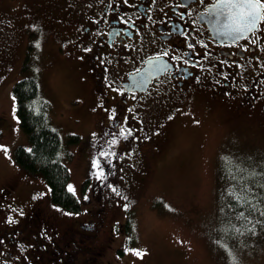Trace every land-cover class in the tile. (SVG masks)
Instances as JSON below:
<instances>
[{
	"label": "flooded vegetation",
	"instance_id": "obj_1",
	"mask_svg": "<svg viewBox=\"0 0 264 264\" xmlns=\"http://www.w3.org/2000/svg\"><path fill=\"white\" fill-rule=\"evenodd\" d=\"M217 3L0 0V71L23 47L22 66L40 39L50 44V56L67 61L76 74L81 87L76 104L93 119L91 135L98 134L90 142L84 177L100 184L93 190L99 200L110 178L119 175L131 186L144 180L149 168L142 151L157 149V133L171 111L201 97L230 115L264 105V19L235 39L223 34L225 21L211 13ZM148 65L152 76L139 89L130 79ZM5 189L0 191V264H86L82 256L101 254L86 245L105 221L101 204L75 227L59 229L36 202Z\"/></svg>",
	"mask_w": 264,
	"mask_h": 264
},
{
	"label": "rangeland",
	"instance_id": "obj_2",
	"mask_svg": "<svg viewBox=\"0 0 264 264\" xmlns=\"http://www.w3.org/2000/svg\"><path fill=\"white\" fill-rule=\"evenodd\" d=\"M30 38H37V32ZM35 41L33 68L39 73L40 92L51 105V125L65 143L70 136L79 139L67 144L72 154L67 189L72 187L80 210L52 204L43 177L27 173L14 159L16 147L29 148L12 95L14 83L22 77L23 47L0 71V191L8 187L13 196L36 202L59 229L75 227L101 204L105 221L95 240L86 243L100 248V259H95L100 264H233V259L236 264H264L263 241L235 243L226 237L228 221L217 190L221 163L227 170L250 172L252 159L264 160V105L230 115L201 97L178 113L163 114L168 119L157 133L159 146L142 151L141 160L149 168L144 180L134 187L122 183L119 175L110 178L99 200L93 191L95 178L83 184L90 142L98 134L91 135L88 122L93 119L83 116L76 104V74L67 61L50 56L46 40Z\"/></svg>",
	"mask_w": 264,
	"mask_h": 264
},
{
	"label": "trees",
	"instance_id": "obj_3",
	"mask_svg": "<svg viewBox=\"0 0 264 264\" xmlns=\"http://www.w3.org/2000/svg\"><path fill=\"white\" fill-rule=\"evenodd\" d=\"M33 61L31 53L21 66L22 77L12 87L20 128L29 143L27 149L21 146L15 148L14 159L27 173L43 177L52 204L77 212L80 210L79 201L67 189V162L72 158L67 144L78 142L79 139L70 136L65 143L51 125V105L40 92L39 73L33 68ZM252 160L250 172L243 168L227 170L223 163L218 167L217 190L228 221L226 237L235 243L264 242V160ZM88 182L86 180L84 186ZM140 184L134 181L132 186ZM103 189L106 190V187ZM100 256L88 253L81 258L86 259V264H100L95 260L100 259Z\"/></svg>",
	"mask_w": 264,
	"mask_h": 264
},
{
	"label": "snow or ice",
	"instance_id": "obj_4",
	"mask_svg": "<svg viewBox=\"0 0 264 264\" xmlns=\"http://www.w3.org/2000/svg\"><path fill=\"white\" fill-rule=\"evenodd\" d=\"M211 13L219 18H223V34L230 35L235 39L251 33L257 28L258 21L264 19V2L262 0H219L215 4ZM95 164V162H94ZM98 166V165H97ZM102 176L103 173L101 172ZM69 191H73L69 186ZM137 256L144 253L135 252ZM233 264H236L233 259Z\"/></svg>",
	"mask_w": 264,
	"mask_h": 264
},
{
	"label": "water",
	"instance_id": "obj_5",
	"mask_svg": "<svg viewBox=\"0 0 264 264\" xmlns=\"http://www.w3.org/2000/svg\"><path fill=\"white\" fill-rule=\"evenodd\" d=\"M150 67V65H148V66H146L145 68H144V70H142L140 73H138V74H136V75H134L130 80H131V82L136 86V87H138L139 89L140 88H144L147 84H148V82H149V80H150V78H151V74L149 73V68Z\"/></svg>",
	"mask_w": 264,
	"mask_h": 264
}]
</instances>
